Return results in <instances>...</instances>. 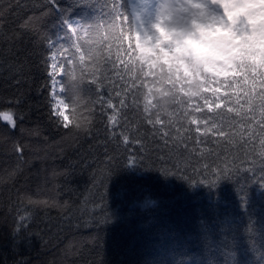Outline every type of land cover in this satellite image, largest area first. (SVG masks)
I'll return each instance as SVG.
<instances>
[{
  "label": "trees",
  "instance_id": "16d2710c",
  "mask_svg": "<svg viewBox=\"0 0 264 264\" xmlns=\"http://www.w3.org/2000/svg\"><path fill=\"white\" fill-rule=\"evenodd\" d=\"M44 2L0 0V11L10 4ZM111 2L108 0L109 5ZM33 14L28 8L21 7L10 15L9 20ZM94 14L92 9L80 7L72 17L88 23ZM122 21L123 17L117 20L120 26L117 31L127 27ZM4 31L0 21V34ZM21 47L20 56L26 67L20 76L4 70L0 63V101L22 96L24 103L21 107L28 110L31 117L30 121H25L26 125L39 124L42 135L50 137L49 144L54 145L60 137L48 123L49 101L52 102V82L48 72L51 71L52 54L42 38L29 39ZM107 47L106 44L105 51ZM3 48L0 35V54ZM124 48L127 49L126 42ZM62 54L66 56L64 62L67 63L68 54ZM116 54L113 48L111 59L122 70L123 64L116 59ZM45 60L49 61L48 65ZM88 66L86 63L85 67ZM75 75L78 77L80 73ZM84 75L87 84L92 77L86 72ZM17 79L19 83H16ZM67 79L63 75L62 80ZM129 79L125 76L121 80L113 71L111 78L105 81L103 123L96 120V125L101 130L106 127L108 131H101L94 148H90L92 141L85 137L73 148L64 145L66 151L63 154L56 147L50 149L47 187L52 191L45 194H52L59 188L61 200L70 204L72 226L65 224L62 230L52 227L49 231L50 221L52 225L63 222L60 210L53 208L46 216H36L32 221V231L39 232L43 240L33 236L31 246L21 243L14 247L8 237L6 222H10L17 213L26 217L32 209L26 200L9 203L8 187L0 183V264H264V188L259 183H245L244 187L238 188L239 178L223 179L212 187L201 184L202 176L196 174L207 167L206 161L211 157L206 154L211 151L215 156L219 150L218 142L224 140L217 131L221 120L216 113H223L234 120L247 116L245 107L253 98L264 94V87H257L255 91L241 87L238 92H233L231 84L213 85V88L219 87V92L208 91L192 98L176 96L166 107H155L145 113L143 95H139L135 107H130L132 97L125 93V89L129 92L132 89L124 82ZM46 83L48 88L41 91ZM137 87L145 93L153 84L150 79L143 78ZM109 92L111 107L107 101ZM60 98L67 105L69 117L74 111L82 120H93L99 116L101 97L95 94L84 95L76 103L63 92ZM122 98L128 106L120 104ZM205 100L211 101L216 109L214 112L208 111ZM6 107L11 108L12 105L0 103V111ZM197 108L201 110L198 112ZM229 108L239 109V114L228 112ZM50 118L60 119L55 113ZM5 123L0 120V125ZM72 126L70 120L69 127ZM35 139L26 138L22 142L33 143ZM106 142L109 152L121 154L124 162L110 176L106 187H93L92 169H84L76 161L82 154L93 152L104 159ZM145 147L147 153L144 152ZM143 155L149 157L148 163L153 165L151 169L133 165V161ZM5 158L4 145L0 143V177H3ZM249 166L246 163L243 169ZM163 168L173 171L179 168L181 172L187 169L193 179L185 180L179 173L163 175L160 171ZM53 170L57 175H52ZM65 171L71 175H60ZM34 189L35 183L31 190ZM105 215L107 223L99 226L85 224L89 218L99 220ZM96 237L98 239L93 242Z\"/></svg>",
  "mask_w": 264,
  "mask_h": 264
},
{
  "label": "snow or ice",
  "instance_id": "6c2138e0",
  "mask_svg": "<svg viewBox=\"0 0 264 264\" xmlns=\"http://www.w3.org/2000/svg\"><path fill=\"white\" fill-rule=\"evenodd\" d=\"M21 7L28 8L34 14L9 20L10 15ZM80 7H88L94 11L95 14L91 22L85 23L72 17V13ZM148 11L149 7L143 0H112L111 5L108 0H45L42 4H10L0 11V21L3 22L5 29L0 34L4 45L3 52L0 54L2 55L0 63L4 65V70L17 77L20 76L26 67L20 56L23 50L22 43L29 39L42 38L50 49V55L54 52L68 54L66 64L64 61H60L59 65L52 64L51 71L48 72L53 91L57 83L55 71L59 66L63 75L68 77L66 81H59L61 92L65 93L74 103L84 95L95 94L101 97L99 116L93 120H82L75 111L73 116L69 117L66 113L67 105L63 99H57L55 103L49 101L51 111L48 123L60 137V141L54 145L49 144L50 137L42 135L39 124H34L32 127L26 125L25 121H30L31 117L29 111L21 107L24 103L22 96L4 98L0 101V103L12 105L11 108L6 107L0 111V120L6 122L0 125V143L4 145L6 156L0 183L8 187L9 203L13 200L23 203L26 200L32 209L28 216H19L17 213L12 216L10 222H6V227L9 230L8 237L14 247L21 243L31 246L33 236L43 240L39 232L32 231V221L36 216H46L53 208L60 210L63 222L59 225H52L50 221L49 231L52 227H56L58 231L62 230L65 224L72 226L70 204L61 200L59 188H56L52 194H45L52 191L47 187V162L52 155L50 149L56 147L63 154L66 151L64 145L67 148H73L85 137L92 141L90 148L96 146L101 131L105 133L108 131L106 127L103 130L98 128L96 120L103 123L105 81L111 78L113 71L120 76L121 80H124L125 76L131 78L124 81L129 89H132L131 92L125 89V93L132 97L130 107H135L138 104L139 95L144 97L145 113H149L156 107L146 101L144 93L137 87L143 77L137 76L135 71L129 68V60L133 51L132 38L142 29ZM37 12L39 15H35ZM121 17H123L122 24H126L127 27H121V30L117 31V28L120 27L117 20ZM9 24L12 25L11 28H9ZM125 42L127 49L124 48ZM106 44L107 51H105ZM113 48L116 49V59L123 64L122 70L111 59ZM78 55L79 62H77ZM85 56L88 57L87 62H85ZM53 58L55 57L53 56ZM44 63L48 65L49 61L45 60ZM86 63L89 65L88 67H85ZM77 72L80 73L78 77L75 75ZM85 72L92 77L87 84L85 83ZM19 82L17 79L16 83ZM47 88L48 84L46 83L41 91H45ZM107 101L111 107V92L108 94ZM120 104L128 106L123 98L120 100ZM204 105L209 112L216 110L211 101L205 100ZM200 110V108L196 109L198 112ZM233 111L239 114L240 110L228 109V112ZM244 111L248 112V115L235 120L226 117L223 113H216L221 120V126L217 128V131L224 136V140L218 142L219 150L215 156L211 151L206 154L211 159L206 161L207 167L203 169V172L196 173L202 176L201 184L215 187L220 180H237L239 178L241 183L238 188L244 187L245 183H259L264 188V94L253 98ZM52 113H55L60 119L51 120ZM185 113L187 114V111ZM169 115L172 114L169 113ZM109 119L111 120L113 117H109ZM70 120L73 124L72 127H69ZM192 123L195 124L196 121L193 120ZM241 125L243 127H238ZM213 126H215V121ZM226 129L227 134L225 135ZM207 130V126H205V132ZM26 138L36 139L33 143L22 142L26 141ZM105 139L107 140L106 137ZM104 147V159H100L99 154L93 152L90 155L82 154L81 158L76 161L82 168L92 169L93 187H106L110 176L124 162L121 154L115 151L109 152L107 142ZM117 148H119V144H117ZM144 152H148L146 147ZM204 158L201 157V159ZM148 160L149 157L143 155L140 159L133 161V165L151 169L153 165L149 164ZM246 163L250 166L245 170L243 165ZM213 167H215L214 172L212 171ZM160 171L166 176L179 173L185 180L193 179L187 169L181 172L179 168H176L175 171L171 168H163ZM52 175H57V172L53 170ZM60 175L68 176L71 175V172L65 171ZM33 183H35L34 191L31 190ZM101 199H103V194ZM65 213L68 214L65 215ZM92 223L97 226L107 223V215L102 216L99 220L89 218L85 221V224ZM95 239L98 237L93 238V242Z\"/></svg>",
  "mask_w": 264,
  "mask_h": 264
},
{
  "label": "clouds",
  "instance_id": "9594fccd",
  "mask_svg": "<svg viewBox=\"0 0 264 264\" xmlns=\"http://www.w3.org/2000/svg\"><path fill=\"white\" fill-rule=\"evenodd\" d=\"M129 68L148 78V103L264 87V0H155L133 36Z\"/></svg>",
  "mask_w": 264,
  "mask_h": 264
},
{
  "label": "rangeland",
  "instance_id": "374dc122",
  "mask_svg": "<svg viewBox=\"0 0 264 264\" xmlns=\"http://www.w3.org/2000/svg\"><path fill=\"white\" fill-rule=\"evenodd\" d=\"M143 2L148 5L149 11L147 13V16H150L151 15V12L153 10V6H154V3H155V0H143ZM53 56L56 57V58H53ZM65 59H66V56H64L62 53L54 52L52 54V56H51V65L54 64V63L55 64L57 63L56 65H59L60 64V61H65ZM53 60H55V61H53ZM64 63H66V62H64ZM62 77H63L62 69L59 66H57L56 67V71H55V79H56L57 83L55 85L54 91L52 89V83H51V98H52V103H55V101L57 99H61L60 98L61 89H60L59 81L62 80ZM61 107H63V106H61Z\"/></svg>",
  "mask_w": 264,
  "mask_h": 264
},
{
  "label": "bare ground",
  "instance_id": "6f19581e",
  "mask_svg": "<svg viewBox=\"0 0 264 264\" xmlns=\"http://www.w3.org/2000/svg\"><path fill=\"white\" fill-rule=\"evenodd\" d=\"M56 58V57H55ZM53 61H55V60H53ZM55 64V63H54ZM57 64V63H56Z\"/></svg>",
  "mask_w": 264,
  "mask_h": 264
}]
</instances>
